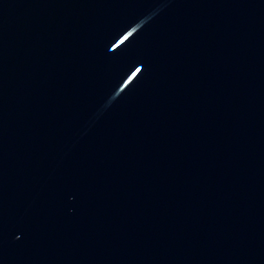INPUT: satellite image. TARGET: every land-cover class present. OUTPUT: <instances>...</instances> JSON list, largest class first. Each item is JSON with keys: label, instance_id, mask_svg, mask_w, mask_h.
Listing matches in <instances>:
<instances>
[{"label": "water", "instance_id": "95a60500", "mask_svg": "<svg viewBox=\"0 0 264 264\" xmlns=\"http://www.w3.org/2000/svg\"><path fill=\"white\" fill-rule=\"evenodd\" d=\"M0 264H264V0H0Z\"/></svg>", "mask_w": 264, "mask_h": 264}]
</instances>
